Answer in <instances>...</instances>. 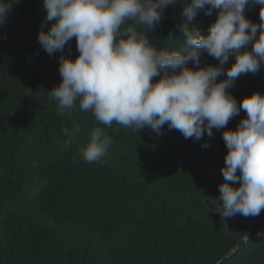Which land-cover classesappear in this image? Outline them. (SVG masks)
<instances>
[{
	"label": "trees",
	"instance_id": "trees-1",
	"mask_svg": "<svg viewBox=\"0 0 264 264\" xmlns=\"http://www.w3.org/2000/svg\"><path fill=\"white\" fill-rule=\"evenodd\" d=\"M183 7L180 0L166 6L149 29L158 49L185 47ZM260 7L246 5V18L259 24ZM217 12L198 10L189 28L206 32ZM45 18L43 0H18L0 25V264H218L264 230V210L255 217L215 210L225 182V129L195 140L167 124L159 134L149 127H107L78 103L70 115H59L48 99L62 79L59 57L79 53L75 37L62 53L49 56L41 48V26L47 32L53 23ZM234 62L230 56L224 68ZM207 64L219 66L202 52L200 64L189 61L188 67ZM217 79H226L224 72ZM228 91L238 104L253 92L264 94V64ZM245 117L241 110L226 128L235 130ZM74 124L81 131L66 136L64 129ZM96 127L113 143L101 161L89 163L80 153ZM224 264H264V236Z\"/></svg>",
	"mask_w": 264,
	"mask_h": 264
},
{
	"label": "clouds",
	"instance_id": "clouds-1",
	"mask_svg": "<svg viewBox=\"0 0 264 264\" xmlns=\"http://www.w3.org/2000/svg\"><path fill=\"white\" fill-rule=\"evenodd\" d=\"M14 2L18 0H0V25ZM180 2L187 18L180 25L182 51L158 49L147 35L165 7L177 0H43L45 19L53 23L47 32L41 26V48L49 56L62 53L75 37L79 53L75 59L59 57L62 79L49 90L48 99L61 116L70 115L78 103L80 111H91L107 127L113 123L138 131L149 127L159 134L167 124L169 130L195 140L205 133L211 137L213 129H225V182L219 186L215 210L224 217L258 216L264 210V94L253 92L238 104L228 89L242 74H255L264 64V0ZM249 4L261 6L259 24L246 18ZM200 9L207 16L218 10L206 32L188 26ZM202 52L219 66L188 67L189 61L200 64ZM230 56L235 62L225 69ZM222 72L226 79L218 81ZM241 110L246 117L235 130L227 129ZM80 131L81 126L74 124L64 134L71 137ZM112 143L96 127L80 155L86 162H99Z\"/></svg>",
	"mask_w": 264,
	"mask_h": 264
},
{
	"label": "water",
	"instance_id": "water-1",
	"mask_svg": "<svg viewBox=\"0 0 264 264\" xmlns=\"http://www.w3.org/2000/svg\"><path fill=\"white\" fill-rule=\"evenodd\" d=\"M261 236H264V230L263 231H260L258 233H255V234H252L248 237H246L245 239H243L240 243L237 244L236 247H234L230 253L224 258V260H222L220 263L218 264H224L230 257H232L237 251L238 249L243 245V244H246L248 241H250L252 238H255V237H261Z\"/></svg>",
	"mask_w": 264,
	"mask_h": 264
}]
</instances>
